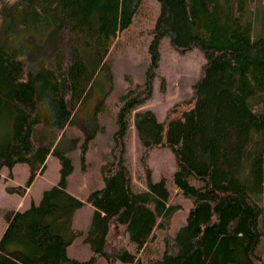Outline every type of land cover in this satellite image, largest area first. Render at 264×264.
<instances>
[{
	"label": "trees",
	"instance_id": "obj_1",
	"mask_svg": "<svg viewBox=\"0 0 264 264\" xmlns=\"http://www.w3.org/2000/svg\"><path fill=\"white\" fill-rule=\"evenodd\" d=\"M143 1L0 0V171L32 166L29 187L50 155L62 165L60 180L38 204L6 213L0 264H95L101 257L107 264H143L154 248V264H264L256 254L264 239V10L258 0H156L146 82L120 97L112 159L100 169L104 185L85 199L67 190L74 166L62 144L65 130L75 126L97 74L104 70L112 79L106 59ZM163 39L181 53L199 49L205 64L191 98L160 122L152 111H135L152 98L162 75ZM132 125L146 172L142 191L134 190L125 158ZM80 140L69 139L68 151ZM159 148L174 155L172 183L191 202L174 236L169 231L182 206L171 202L167 180L152 179L148 164ZM85 205L94 209L86 233L73 227ZM83 236L91 258H70L68 248Z\"/></svg>",
	"mask_w": 264,
	"mask_h": 264
},
{
	"label": "rangeland",
	"instance_id": "obj_2",
	"mask_svg": "<svg viewBox=\"0 0 264 264\" xmlns=\"http://www.w3.org/2000/svg\"><path fill=\"white\" fill-rule=\"evenodd\" d=\"M264 10V0H258ZM159 4L156 0H144L134 17L131 27L121 33L112 46L107 62L110 66L112 79L102 70L91 87V95L78 108L75 126L65 130L63 146L72 159L74 172L68 178L67 190L80 199L93 190L101 188L104 182L101 177V165L111 160L110 151L114 146V134L118 129L117 115L121 107L120 97L128 89L141 90L146 82V71L150 62L149 45L151 35L149 30L155 26L159 16ZM161 76L153 83L152 98L140 106L135 112L152 111L158 121H163L167 111L175 104L188 100L192 96V86L200 78L205 64L203 53L195 48L181 53L174 49L168 39H163L160 45ZM165 81L164 86H162ZM134 112V113H135ZM79 137L77 148L68 151L69 139ZM86 139L87 149L82 158L83 144ZM126 163L132 172L135 191L146 189V172L141 162L142 148L132 125L126 137ZM154 181L165 179L171 191V202L181 205L173 220L169 234L174 236L183 226L188 215L191 202L178 196L172 183V175L177 170L174 155L168 149H153L148 160ZM61 163L58 157L50 155L44 170H37V176L30 186L28 182L33 167L28 164H17L12 169L7 167L0 171V239L7 227L6 213L24 210L32 203L38 204L43 192L56 185L60 180ZM192 183L199 187L200 181ZM23 187L26 193L9 192L7 188ZM94 209L90 205L75 212L73 227L87 232L93 217ZM164 231L159 233L160 237ZM85 236L77 238L68 248L70 258L87 261L92 256V250L85 242ZM156 248L153 254L144 258L143 264H154L157 256ZM256 254L264 260V239L256 248ZM95 264H107L105 258H99ZM117 264H124L118 262Z\"/></svg>",
	"mask_w": 264,
	"mask_h": 264
},
{
	"label": "crops",
	"instance_id": "obj_3",
	"mask_svg": "<svg viewBox=\"0 0 264 264\" xmlns=\"http://www.w3.org/2000/svg\"><path fill=\"white\" fill-rule=\"evenodd\" d=\"M17 210H19V209L17 208L15 211H17Z\"/></svg>",
	"mask_w": 264,
	"mask_h": 264
}]
</instances>
